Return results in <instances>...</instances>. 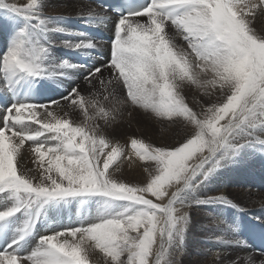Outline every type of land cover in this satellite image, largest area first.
Returning <instances> with one entry per match:
<instances>
[{
  "label": "snow or ice",
  "instance_id": "1",
  "mask_svg": "<svg viewBox=\"0 0 264 264\" xmlns=\"http://www.w3.org/2000/svg\"><path fill=\"white\" fill-rule=\"evenodd\" d=\"M42 9V0H0V19L15 25L0 52V91L12 98L0 116V264H93L97 251L104 264H176L191 219L185 209L238 208L224 195L200 198L197 190L245 148L264 150V35L254 27L264 0H148L122 13L107 65L88 69V95L73 87L61 97L66 103L30 100L42 82L88 68L53 59L52 34L70 30ZM94 16L103 19L89 11ZM61 44L97 47L85 39ZM185 86L205 98L199 112L187 103ZM53 106L67 111L58 115ZM123 106L182 129L185 138L171 147L131 138L126 152L103 132ZM125 161L142 162L143 183L117 178ZM73 203L88 210L30 246L49 210ZM217 242L230 243L222 236ZM256 252L259 259L249 253L229 264H264V249Z\"/></svg>",
  "mask_w": 264,
  "mask_h": 264
},
{
  "label": "bare ground",
  "instance_id": "2",
  "mask_svg": "<svg viewBox=\"0 0 264 264\" xmlns=\"http://www.w3.org/2000/svg\"><path fill=\"white\" fill-rule=\"evenodd\" d=\"M8 2L22 4L25 2V0H8ZM51 2L56 4L57 6H60L59 11L56 12L55 14H53V16L60 17L61 18V25L63 27H65L66 29L70 30L67 35L52 34L51 38L56 42V46H59V47L55 46L52 49L53 59L56 62L68 61L69 63H72V64L81 65V63L78 61L77 58H76V63H74V59H73L74 53L79 54L83 59H85L86 63L84 65H87L88 68L86 69L83 67H77L76 69L69 70L67 78L57 77L53 80H48V81L42 82L41 86H39L40 89H38V88L35 89V91L39 92V94L41 95V98L35 99L34 96L30 97L31 101L38 102V103H47L50 100L61 101L62 96L67 95L68 92L73 87H77L78 81L76 83H73L74 80L84 79V76L86 75L88 69H90L92 67H100V68L104 69L105 66L107 65V63L110 59V44H108L102 40L89 38V37L85 36L79 30L78 25L89 26V27H92L96 30L107 32L109 35H111L112 30H113V24L117 20V18L115 16L111 15L109 12L104 11L102 9H99V8L95 7L92 3H89V2H86L83 0H51ZM47 8H49V7H46V10H47ZM89 11H93L94 13H99V15L101 17H103V19H100V18L95 17V16L90 19L88 17ZM137 19H143V18H137ZM262 19H264V18H258L254 27L257 29L259 34L264 35V31L261 30L262 25L259 24V23H262ZM13 28L14 27L12 26V24H9L5 19H0V50H2V52L7 47L8 39L10 38V35L12 33ZM169 32H170L169 33L170 35L175 36L174 30L169 29ZM81 34H83V35H81ZM61 38H64L65 40H71L74 42L79 40V39L92 40L93 42H95L96 45H98L95 49L101 55V57H99V58L96 57V55L93 54V52L91 50H87V51L69 50V49L63 47L62 45H60L61 41H59V40ZM175 42L178 46H181L185 49L187 48V44H186V42H183L182 37L175 36ZM106 72H108V75H110L109 71L104 70L103 71V77L106 75L105 74ZM71 73H72V75H71ZM85 86L86 85H80L78 88L82 92L83 90H85ZM183 92H184V95L186 97V100H187V103L189 104V106L192 107L194 110L199 112L200 111V104L198 102L205 99V98L201 97V94L199 93L198 90H196L195 88L189 87V86H185ZM2 94L4 95L5 100H6L4 105L9 104L11 102L9 95H7L6 93H3V92H2ZM61 103H66V102L61 101ZM3 106L0 107V116H2V114H3ZM125 108H127V107H125ZM52 110L56 111L58 115H61L62 109H59V108H56L55 106H53ZM134 110H136V109H134ZM137 112H141V111L137 110ZM182 132H183V130H182ZM181 138H184V132H183V135L181 136ZM27 147L28 146L26 145V148ZM244 151H248V157H247V155H245V157L240 155L236 159L235 162L229 163V164H226L225 166H223L225 168V170H223V171H225L224 174L225 173L230 174V177H231V180L229 182L227 181L228 182L227 184L224 183L223 181L219 180V182H216V187L212 188L214 190V192L208 193L209 195L205 196L202 194V192L206 193L207 192L206 188L211 187L210 183L207 182L197 190V194L200 198H206V197H214V196H219V195L226 196L228 193H235L239 196V198H241L243 201H245L246 204L245 205L243 204L244 206L239 207L238 204L232 199H230V200H232L233 203L238 206V208L225 207V206L220 205V204H212L211 205V211L207 215H205L206 214L205 213L204 214L205 216L201 213V210H199V209L202 208L203 206L205 208L206 206H210V205H200V206L194 205L193 207L197 208L196 212L198 213V215L205 217V219H206L205 222L206 221L207 222L212 221L213 220V219L211 220L212 216H214V219H215L214 212L217 209H218V211H221L220 212L221 214L217 212L218 214H220V218H218V220L220 219L221 222H223L225 220L224 216L230 218L229 219L230 223H231V219H232V224L236 223L235 220L238 221L239 218H242L243 222H244L243 225L247 228V232L245 230H240V233L242 235L240 234L239 241H245L247 243V247L246 248L239 247L240 249H236V250H238L240 252L241 256H245V255L251 253L254 256H256L257 259H259V254L256 252V250L257 249H264L263 248L264 242L258 241L259 236L261 234L260 231H264V150H262L259 147V145H256L252 148H245ZM25 158L26 159L29 158L27 152H25ZM27 167L32 168L33 167L32 163L29 162L27 164ZM110 171H111V169H110ZM33 175L38 177V172L33 173ZM214 208H216V209H214ZM80 209H81V207H80ZM76 212L78 213V216H79V213H80L79 210H76ZM76 212H73L72 216L68 220L64 219L63 223L56 224L57 227H54V228L59 229L62 226H67L69 224L70 220L74 223L77 220V213ZM232 215H234V216L231 217ZM216 218H217V216H216ZM55 219L56 218H54L53 220H51L50 222H48L44 225H42V224L38 225V227L35 230L34 237L30 241L31 246L35 245L37 238L39 236L51 234V231L53 229H51L50 224ZM238 223H240V222H238ZM207 225H208V223H207ZM213 225H211V226L213 227ZM217 229H219V228H217ZM228 232L229 231H227V233ZM254 232H258V236L255 235V239L252 238V235L254 234ZM229 233H231V232H229ZM217 234H219V233H217ZM217 237H215V238H217ZM212 239L215 240L214 238H212ZM214 243H215V241H214ZM216 243L218 244V242H216ZM222 251H223V249H222ZM234 252H236V251H234Z\"/></svg>",
  "mask_w": 264,
  "mask_h": 264
},
{
  "label": "rangeland",
  "instance_id": "3",
  "mask_svg": "<svg viewBox=\"0 0 264 264\" xmlns=\"http://www.w3.org/2000/svg\"><path fill=\"white\" fill-rule=\"evenodd\" d=\"M42 3H43V9L42 10H43V13L45 15L53 16V14L58 12L60 9V6H57L56 4L52 3L51 0H42ZM46 7H49V8H47V10H46ZM259 24L262 25V23H259ZM12 26L15 27V25H13V24H12ZM63 40H65V39L61 38L59 41H63ZM8 41H9V39H8ZM183 42H185V41L183 40ZM60 45H62V44L60 43ZM56 47H59V46H56ZM91 51L92 52L96 51V49H92ZM0 52H2V50H0ZM93 54H95L96 57H98V58L101 57V55L99 53H98V55L96 53H93ZM75 55L76 54L74 53V58H73L74 63H76V56ZM81 65H83V64H81ZM105 74L106 75L104 76V78L108 79L110 77V75H108V72H106ZM71 75H72V73H71ZM79 80L80 79H76V80H74L73 83H76L78 81L77 87H79L80 85H86L85 90H83L81 93H83L85 96H87L88 92L90 90L88 83H86L85 79H81L80 81ZM119 94L121 96L124 95L122 89L119 90ZM125 107H127V108H125ZM64 111H67V109H63L61 111V115H63ZM121 112L123 113V115L122 116L118 115V119H117V122L115 124H113L109 127L103 128V122H100V123L102 125L104 134L110 140H112L114 143L119 142L121 145H124L126 152L129 151V149L127 148V145H128L131 138L142 139L146 143H150V144H153L156 146H169V147L175 146L178 142L182 141L185 138V137L181 138V136L183 135V132L180 128L169 127L168 122H159V121H156L154 119H151L148 116H146L143 112H137V110H134L133 108H131L129 106L122 107ZM129 112H131V115H129ZM72 119L75 122H79L80 121L79 113H72ZM243 151L241 152L242 154H240V155L243 157H245V155H247V157H248V151H244V152ZM129 163L130 162H128V161L124 162V164L121 168V171L116 174L117 178L126 182V183H131V184L143 183L147 178V174L144 173V171H143L142 162L137 161L135 164H132L131 167H129ZM223 170H225L224 167L218 169L212 175V177L207 181L208 183H210L211 187H207L206 188L207 192L206 193L202 192L203 195L206 196V195H209L208 193H213L214 190L212 188L216 187V182H219V180L223 181L226 184L231 180L230 174H226V173L224 174L225 171H223ZM226 196L229 199L234 200L238 204L239 207L244 206L246 204V202L243 201L241 198H239V196L235 193H228ZM80 207H81V209H80ZM84 207L80 206L79 204L76 205L75 203H73V204L68 205V206L64 207L63 209H61L60 212L50 210L46 214V217L42 218L41 221L37 224L36 228L38 227L39 224L44 225V224L50 222L51 220H53L54 218H56L50 224L51 229H53L54 227H57L56 224L63 223L64 219L68 220L72 216V213L76 212V210H79V212L87 211L88 210L87 206H84ZM214 209H216V208H214ZM185 210L189 212L191 219H190V223L188 226V231L186 234L183 249L181 251H179L178 253L174 254V259L176 261V264H229V261H231L232 259H235L238 256H241L240 252L238 250H236V249H240V248L236 247L234 245L235 244L234 242L239 241V237L241 234L240 230H245L247 232V228L243 225L244 222H243L242 218H239L238 221L235 220L236 223H234V224H238L239 229L236 231H233L229 227L232 224V219H231V223H230L229 222L230 218L223 215L225 217V220L223 222H221L220 219L218 220V218H220V214H221L220 213L221 211H218V209L215 210V212H214L215 219H214V216H212V218H211V220L213 219L212 221H208V222L206 221L205 222L206 219L204 216L207 215L211 211V205L206 206L205 208L203 206L202 208L199 209V210H201V213L203 215L206 213L204 216L198 215V213L196 212L197 208H195V207H191V208H188ZM217 212L220 214H218ZM216 216H217V218H216ZM233 216L234 215H232L231 217H233ZM77 219H78V213H77ZM238 222H240V223H238ZM207 223H208V225H207ZM211 225H213V227ZM217 228H219V229H217ZM227 231H229L231 233H229V232L227 233ZM217 233H219V234H217ZM255 235L258 236V232H254V234L252 235V238L255 239ZM214 236L215 237H217V236L221 237L222 236V237H224L225 240L229 241L230 243L227 245L221 244V243L217 244L216 243L217 238H215ZM212 238H214L215 240H213ZM214 241H215V243H214ZM30 246H31V244H30ZM222 249H223V251H222ZM234 251H236V252H234ZM90 255H91V259L93 261V264H104V257L102 254H99L98 251L92 252ZM241 264H242V262H241Z\"/></svg>",
  "mask_w": 264,
  "mask_h": 264
}]
</instances>
